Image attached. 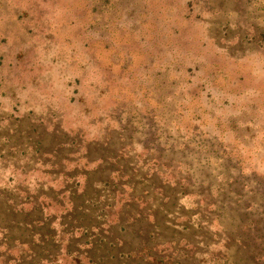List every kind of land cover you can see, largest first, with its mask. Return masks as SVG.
Listing matches in <instances>:
<instances>
[{
    "label": "rangeland",
    "instance_id": "1",
    "mask_svg": "<svg viewBox=\"0 0 264 264\" xmlns=\"http://www.w3.org/2000/svg\"><path fill=\"white\" fill-rule=\"evenodd\" d=\"M176 261L264 264V0H0V264Z\"/></svg>",
    "mask_w": 264,
    "mask_h": 264
},
{
    "label": "trees",
    "instance_id": "2",
    "mask_svg": "<svg viewBox=\"0 0 264 264\" xmlns=\"http://www.w3.org/2000/svg\"><path fill=\"white\" fill-rule=\"evenodd\" d=\"M157 257L159 256V255H161V254H158V253H154ZM195 252H194V257H195ZM102 261L104 260V259H101ZM177 262V261H176ZM104 262H102V264H103ZM178 263V262H177ZM179 264V263H178Z\"/></svg>",
    "mask_w": 264,
    "mask_h": 264
}]
</instances>
